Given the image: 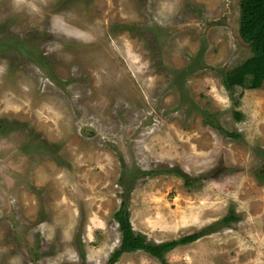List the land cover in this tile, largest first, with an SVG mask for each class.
Returning <instances> with one entry per match:
<instances>
[{"label":"rangeland","instance_id":"obj_1","mask_svg":"<svg viewBox=\"0 0 264 264\" xmlns=\"http://www.w3.org/2000/svg\"><path fill=\"white\" fill-rule=\"evenodd\" d=\"M238 28L239 0H0V264H106L126 189L148 242L206 230L166 263L264 264V91L222 82Z\"/></svg>","mask_w":264,"mask_h":264},{"label":"trees","instance_id":"obj_2","mask_svg":"<svg viewBox=\"0 0 264 264\" xmlns=\"http://www.w3.org/2000/svg\"><path fill=\"white\" fill-rule=\"evenodd\" d=\"M238 32L246 42L250 56L223 74L222 82L225 89L231 90L239 86L264 91V0H239ZM185 75L186 70L184 69L181 77ZM229 135L235 134L229 133ZM146 174L151 175L153 172L148 171ZM128 192L129 189H126L118 208L113 213L120 238L117 247L108 256L106 264H113L122 253L131 251H143L160 261L161 264H168L164 260L165 253L178 245L193 242L205 233L206 230H201L158 243L148 242L143 234L135 232L131 227L127 209ZM234 219H236L235 214H229L222 220L228 222Z\"/></svg>","mask_w":264,"mask_h":264}]
</instances>
